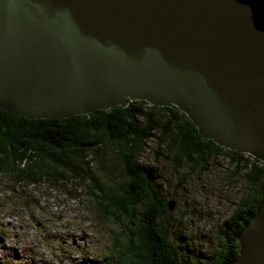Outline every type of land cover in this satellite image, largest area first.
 I'll return each mask as SVG.
<instances>
[{
    "label": "water",
    "instance_id": "95a60500",
    "mask_svg": "<svg viewBox=\"0 0 264 264\" xmlns=\"http://www.w3.org/2000/svg\"><path fill=\"white\" fill-rule=\"evenodd\" d=\"M134 101L264 165V3L0 0L1 111L60 120ZM236 241L230 264H264V202Z\"/></svg>",
    "mask_w": 264,
    "mask_h": 264
},
{
    "label": "trees",
    "instance_id": "16d2710c",
    "mask_svg": "<svg viewBox=\"0 0 264 264\" xmlns=\"http://www.w3.org/2000/svg\"><path fill=\"white\" fill-rule=\"evenodd\" d=\"M149 144L154 145L157 159L172 158L176 172L184 168L205 171L209 159L225 153L232 174L242 178L244 193L227 224L218 229L221 241L213 264H229L237 256L236 236L264 202V165L260 161L203 140L174 106L153 107L134 101L125 107L60 120H29L0 110V176H8L16 187L40 182L54 187L71 180L87 184L86 206L112 231L108 248L98 251L97 258L92 252L87 255L86 261L91 263L180 264L170 240L172 213L161 191V176L157 166L147 168L139 161ZM106 148L123 164L120 179H114L105 163ZM93 162L102 172L99 175L92 170ZM24 202L28 206L36 201ZM231 224L235 228L222 238ZM0 227L6 230L5 225ZM4 242L0 234V244Z\"/></svg>",
    "mask_w": 264,
    "mask_h": 264
},
{
    "label": "rangeland",
    "instance_id": "374dc122",
    "mask_svg": "<svg viewBox=\"0 0 264 264\" xmlns=\"http://www.w3.org/2000/svg\"><path fill=\"white\" fill-rule=\"evenodd\" d=\"M223 154L209 159L205 171L193 172L174 171L176 163L168 154L157 159L153 144L139 158L147 168L157 166L161 191L168 203H174L169 210L170 240L180 264L215 262L221 241L218 229L227 224L244 193L242 178L232 174ZM103 158L114 179H120L124 169L119 157L106 148ZM92 170L102 173L95 162ZM86 186L71 180L54 187L46 182L16 187L8 176H0V226H6V230L0 227L6 243L0 255L8 260L0 264H103L86 261L89 252L97 258V252L108 248L112 239L110 226L86 206ZM23 200L36 202L24 206Z\"/></svg>",
    "mask_w": 264,
    "mask_h": 264
},
{
    "label": "flooded vegetation",
    "instance_id": "af4514ba",
    "mask_svg": "<svg viewBox=\"0 0 264 264\" xmlns=\"http://www.w3.org/2000/svg\"><path fill=\"white\" fill-rule=\"evenodd\" d=\"M227 227V226H226ZM235 228V226H233L232 224L230 226L227 227V230L224 229V231L222 232L221 237H225L226 234H231L232 230Z\"/></svg>",
    "mask_w": 264,
    "mask_h": 264
},
{
    "label": "clouds",
    "instance_id": "9594fccd",
    "mask_svg": "<svg viewBox=\"0 0 264 264\" xmlns=\"http://www.w3.org/2000/svg\"><path fill=\"white\" fill-rule=\"evenodd\" d=\"M244 227V226H243ZM238 243V241H236ZM6 243L4 242L3 244H0V250H1V246L5 245ZM5 255V254H4ZM4 255H0V259L4 256ZM238 255V254H237Z\"/></svg>",
    "mask_w": 264,
    "mask_h": 264
},
{
    "label": "bare ground",
    "instance_id": "6f19581e",
    "mask_svg": "<svg viewBox=\"0 0 264 264\" xmlns=\"http://www.w3.org/2000/svg\"><path fill=\"white\" fill-rule=\"evenodd\" d=\"M29 120H33V119H29ZM201 243V242H200ZM190 248V247H189ZM201 251V250H200ZM230 264V263H229Z\"/></svg>",
    "mask_w": 264,
    "mask_h": 264
}]
</instances>
